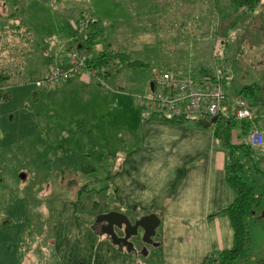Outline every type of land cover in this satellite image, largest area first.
<instances>
[{"label": "rangeland", "instance_id": "374dc122", "mask_svg": "<svg viewBox=\"0 0 264 264\" xmlns=\"http://www.w3.org/2000/svg\"><path fill=\"white\" fill-rule=\"evenodd\" d=\"M208 1L0 0V73L8 77L6 88L11 95L0 104V259L10 258L9 264H18L22 259V223L30 230L26 245L33 247L37 242L38 246V227L55 226L60 219L55 220L54 215L64 216L66 196L83 195L76 208L87 214L83 217L87 222L91 212L87 204L93 202L92 197L104 202L102 195H114L110 179L115 167L108 153L113 150L116 128L122 122L123 126L132 123V114L117 102L110 108L101 106L108 115L101 122L99 138H91L80 125L95 123L86 116L91 94L83 91L80 99L60 93L54 97L53 92L39 89L33 90L35 94L25 103L22 98L16 99L13 87L32 85L25 72H20L22 55L34 46L54 44L58 40L54 34L61 30L70 35L67 25L72 17L96 18L104 30L97 50L121 48L132 52L147 63L148 74L169 70L197 77L202 68L220 73L225 76L224 86L228 95L231 93L229 103L233 106L240 82L247 80L251 72L264 71V0L247 13H233L231 3L221 5L229 0H216L218 9L210 8ZM210 9L215 11V22L206 13ZM37 58H46L44 63L52 60L51 55L34 56L33 60ZM123 72L117 71L107 78L106 85L103 83L106 99L115 91L109 84L119 81ZM39 91L41 98L37 100ZM90 153L93 155L87 162ZM104 154L108 158L103 159ZM61 220L65 222V217ZM249 229L256 233L257 247L264 239V229L254 225ZM41 242L46 244L47 239ZM253 252L254 248L240 264H255ZM139 255H143L142 248Z\"/></svg>", "mask_w": 264, "mask_h": 264}, {"label": "crops", "instance_id": "0c3cea01", "mask_svg": "<svg viewBox=\"0 0 264 264\" xmlns=\"http://www.w3.org/2000/svg\"><path fill=\"white\" fill-rule=\"evenodd\" d=\"M228 3H231V0L223 1L221 5L227 6ZM208 4L210 8L219 7L216 0H210ZM231 6L233 13H247L237 9L232 3ZM206 13L210 15L211 21L215 22V11L210 9ZM254 17L258 18L256 15ZM76 19L72 17L68 22L70 35L61 30L54 34L58 38L56 44H50L48 47L34 46V51L31 48L22 55L20 72H25L26 80L32 82V85L13 87L16 99L22 98L24 103L29 101L32 94H35L33 90H39L34 84L35 80L42 78L52 67H68L69 51L80 46L75 36ZM97 51L102 49L95 48L94 52ZM115 51H124L129 53L132 59H139L124 49ZM50 55L51 62L44 63L45 57ZM34 56L45 59L33 60ZM145 66H129L125 69L124 76L119 81L109 84L115 91L108 99L102 89L103 83H107L108 79L100 85L94 76L83 77L80 74L72 81L58 85L55 91L50 90L54 97L60 93L80 99L83 91L93 96L88 100L91 108L86 116L95 123L80 124L85 129V134L91 138H99L103 127L101 122L108 115V112L101 111V106L110 108L112 103L117 102L132 114V123L123 126L122 122L120 128H116L118 133L113 136V150L108 153L112 155L109 159L115 167L110 179L114 185V195H102L104 202L92 197L93 202L87 204L91 210L87 222H84L83 218L87 214H81L79 209L77 210V197L66 196L64 216L61 213L54 215L55 220L60 219L55 226L46 224L45 227H38V246L37 242L33 247L26 245L25 237L30 230L22 223V259L19 258L18 264H207L216 260L222 251L233 247L234 229L225 210L237 197V191L228 181L230 153L216 134V124L205 126L203 121L209 119L203 117L176 121L165 119L140 106L137 96L153 90L151 81L154 73H146L149 70ZM225 74L228 76V73ZM224 79L225 76L223 81ZM246 79L240 82L234 95L243 93L250 102L254 117L244 119L251 123L249 131L256 127L264 133V71L260 74L251 72ZM246 86H253V90L243 92ZM41 93L39 91L36 95L37 100L41 98ZM230 94L227 92L223 105L226 112H233L235 109V105L231 106L229 103ZM247 135L240 125L236 126L231 131V142L246 147L245 151L237 152V156L246 166L244 178L254 185L257 194L262 197L261 205L246 218L248 227L262 226L264 229V147L252 149L248 145ZM92 142L95 143L94 138ZM119 143L120 148L116 149ZM92 155L93 153L88 155L87 162L91 161ZM106 155L103 159L108 158ZM98 206L101 207L98 214L114 209L133 216L150 213L160 215L161 224L154 238L156 245H148V251L142 256L126 250L120 251L101 233L100 225H95ZM25 215L24 211L23 219ZM63 217L65 222L61 220ZM34 228H37L36 225ZM250 231L251 249L254 248L251 259L256 263L264 260V239L255 247L256 233L253 234L254 230ZM43 239H47L46 244L41 242ZM10 261V258L3 256L0 264H9Z\"/></svg>", "mask_w": 264, "mask_h": 264}, {"label": "trees", "instance_id": "16d2710c", "mask_svg": "<svg viewBox=\"0 0 264 264\" xmlns=\"http://www.w3.org/2000/svg\"><path fill=\"white\" fill-rule=\"evenodd\" d=\"M260 2L261 0H231V3L234 4L237 9H242L243 12H252ZM88 23L89 29L87 32V37H76V40L80 44L78 50H84L91 54V57L86 60L85 68L83 70H86V72L97 71V73L93 76L96 78L100 85H102L104 80L109 76H111L112 74H116L117 71L121 72L127 69L129 66L143 67L146 65L145 61L141 59H132L130 54L124 51L108 52L106 50H102L94 52L98 43V39L103 34L104 30L101 21L96 18L89 19ZM76 35L77 33L75 30V36ZM111 65L114 66V68H110ZM211 73L212 72L209 69L202 68L200 70L199 76L202 77L205 75H210ZM7 79L8 77H6L4 73H0V104L3 101H7L11 98L10 91L6 88V86L9 85L7 84ZM15 83L11 85H14ZM252 90L253 86H246L244 87L243 92H249ZM37 94L38 93H36V95ZM242 95L245 96L243 93ZM143 108L151 113L162 116L156 112L148 110L145 107ZM162 117L175 121L186 119L172 118L167 116ZM239 125L242 127L245 133H248L249 129L251 128V123L249 121L244 119L238 120L234 115H231L230 118L221 116L216 123V134L222 139L224 146L230 153L229 163L227 167L228 181L236 189L237 197L225 210L230 216L234 229L233 247L231 249L222 251L216 260L208 262L207 264H215V262H218L219 264H240L241 260L248 258V252L252 246V237L246 218L248 215L254 213L256 208L261 205L262 197L257 194L254 185L249 183L244 178V175L246 173V166L244 162L237 156V152L245 151L246 147L244 145L237 146L232 144L231 142V131L233 128ZM79 201L80 198L79 196H77L76 202L80 203ZM255 264H264V260H259Z\"/></svg>", "mask_w": 264, "mask_h": 264}, {"label": "built area", "instance_id": "2783aa9c", "mask_svg": "<svg viewBox=\"0 0 264 264\" xmlns=\"http://www.w3.org/2000/svg\"><path fill=\"white\" fill-rule=\"evenodd\" d=\"M89 23L87 19L75 21L76 37H87ZM91 57L87 51L73 48L69 51L70 66L52 67L42 78L35 80V85L47 91L55 89L61 83L73 80L76 76L93 77L97 73L86 72V60ZM153 90L138 95L139 104L150 111L172 118L217 117L236 119H252L254 113L250 109L248 99L239 95L233 112L223 109L227 98L222 75L211 73L205 76H192L182 72L169 70L155 72L152 77ZM248 145L252 149L264 147V133L253 127L247 135ZM215 264H219L215 262Z\"/></svg>", "mask_w": 264, "mask_h": 264}, {"label": "water", "instance_id": "95a60500", "mask_svg": "<svg viewBox=\"0 0 264 264\" xmlns=\"http://www.w3.org/2000/svg\"><path fill=\"white\" fill-rule=\"evenodd\" d=\"M218 120L219 117L215 116L203 121V124L211 126ZM98 224L101 233L106 235L120 251L126 250L129 253L139 254L142 248V254H145L148 251V245H156L154 238L158 234L161 216L156 213L133 216L113 209L99 213L95 218V225Z\"/></svg>", "mask_w": 264, "mask_h": 264}, {"label": "flooded vegetation", "instance_id": "af4514ba", "mask_svg": "<svg viewBox=\"0 0 264 264\" xmlns=\"http://www.w3.org/2000/svg\"><path fill=\"white\" fill-rule=\"evenodd\" d=\"M106 210V209H105ZM105 212H107V211H105ZM103 213V212H102Z\"/></svg>", "mask_w": 264, "mask_h": 264}]
</instances>
